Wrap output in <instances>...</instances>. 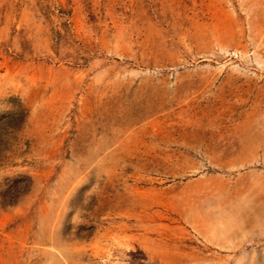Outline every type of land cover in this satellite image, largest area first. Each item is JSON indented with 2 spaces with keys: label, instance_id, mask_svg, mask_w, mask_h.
<instances>
[{
  "label": "rangeland",
  "instance_id": "374dc122",
  "mask_svg": "<svg viewBox=\"0 0 264 264\" xmlns=\"http://www.w3.org/2000/svg\"><path fill=\"white\" fill-rule=\"evenodd\" d=\"M20 111L0 264H264V0H0Z\"/></svg>",
  "mask_w": 264,
  "mask_h": 264
},
{
  "label": "trees",
  "instance_id": "16d2710c",
  "mask_svg": "<svg viewBox=\"0 0 264 264\" xmlns=\"http://www.w3.org/2000/svg\"><path fill=\"white\" fill-rule=\"evenodd\" d=\"M3 117V115L0 116V161L3 157L2 147L8 143L11 133L22 125L25 113H23V111L13 112L9 117L2 119ZM17 185L21 186V191L15 194L16 189L18 188ZM30 186L31 181L29 178H27L26 181H23L22 178H14L11 180V183L6 185V189L2 191L1 199L5 204H12L15 202L17 195L25 193Z\"/></svg>",
  "mask_w": 264,
  "mask_h": 264
}]
</instances>
